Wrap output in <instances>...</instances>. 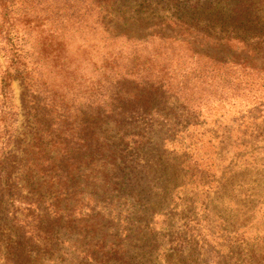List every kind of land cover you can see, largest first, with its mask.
<instances>
[{"label": "trees", "instance_id": "16d2710c", "mask_svg": "<svg viewBox=\"0 0 264 264\" xmlns=\"http://www.w3.org/2000/svg\"><path fill=\"white\" fill-rule=\"evenodd\" d=\"M152 42L163 63L139 53ZM0 55V264H53L72 182L110 157L100 137L130 150L264 91V0H0ZM123 152L130 182L138 159Z\"/></svg>", "mask_w": 264, "mask_h": 264}, {"label": "rangeland", "instance_id": "374dc122", "mask_svg": "<svg viewBox=\"0 0 264 264\" xmlns=\"http://www.w3.org/2000/svg\"><path fill=\"white\" fill-rule=\"evenodd\" d=\"M158 44L138 51L163 63L170 51ZM12 89L19 106L18 81ZM23 123L19 111V136ZM190 124L151 131L130 150L131 139L100 137L113 158L94 176L84 163L72 182L61 208L70 222L59 226L68 243L53 264H264V91L212 100ZM117 151L138 159L130 182Z\"/></svg>", "mask_w": 264, "mask_h": 264}]
</instances>
